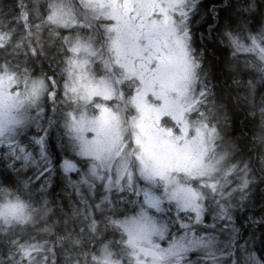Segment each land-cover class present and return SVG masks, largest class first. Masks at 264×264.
<instances>
[{
  "label": "snow or ice",
  "instance_id": "obj_1",
  "mask_svg": "<svg viewBox=\"0 0 264 264\" xmlns=\"http://www.w3.org/2000/svg\"><path fill=\"white\" fill-rule=\"evenodd\" d=\"M135 9L125 0H18L28 35L32 27L40 35L23 53L22 69L10 62L0 68V181L15 185L24 176L25 188L71 186L87 226L94 233L98 224L111 227L119 236L112 242L130 257L128 264H168L169 257L176 264H213L210 251L193 250L212 245L219 181H200L213 180L228 153L207 162L197 156L195 172L164 158L163 144L191 142L146 99L149 92L159 94L148 80L154 65L138 54ZM209 11L215 22L208 23L209 34L219 30V43L227 44L229 79L236 82L243 75L241 58L255 53L264 61V0H221ZM7 40L0 33V49ZM30 62L41 65L38 74ZM235 168L233 163L225 175ZM186 175L199 177L198 190L187 186ZM25 207L16 197L0 205V217L23 222L29 219ZM89 242L94 245L95 237ZM259 245L238 246L226 255L227 264H264V237ZM18 250L31 264V253L43 251V244ZM101 251L102 257H93L100 264H123L111 260L107 245Z\"/></svg>",
  "mask_w": 264,
  "mask_h": 264
},
{
  "label": "trees",
  "instance_id": "obj_2",
  "mask_svg": "<svg viewBox=\"0 0 264 264\" xmlns=\"http://www.w3.org/2000/svg\"><path fill=\"white\" fill-rule=\"evenodd\" d=\"M241 2L243 3V0ZM41 3L43 4V0ZM17 5L18 0H0V33L8 34L6 46L0 49L2 68L13 61L23 64V53L30 43L26 39L25 24L17 11ZM32 28L35 30L32 36H35L36 29ZM213 48V55L204 60L208 74L202 71L199 76L209 83L208 87L205 86L207 90L203 94L204 101L200 108L205 106L211 121L218 128L215 144L219 151L228 153L222 162L223 168L236 164V168L227 175L229 183L224 189L231 193L229 203L234 215L232 229L222 228L217 224L213 235H220L219 228L225 229V232L230 231V234H224L222 239L229 241L231 251L246 242L249 247L255 242L259 249L260 238L264 237V111L260 110L264 99V69L250 64L245 67L240 60L243 75L237 76L236 82H233L229 79L231 69L227 66V61L231 59L230 50L225 52L220 46ZM246 60L248 62V59ZM29 66L36 68L33 74L39 73V63L30 62ZM44 67H47L46 63ZM248 81L255 83L254 89ZM252 91L256 94L261 92L263 96L253 97ZM25 178L21 176L20 182L15 185L0 181V188L13 186L20 196L36 209L31 218L23 222L13 221L0 225V264H29L28 260L21 258L18 250L21 244H43V251L31 253L34 257L31 264H69L74 259L82 261V257H78L65 240L71 241L73 238L72 244L76 250H79V247L90 248L82 236L83 233L79 231V227L87 226L89 221L84 219V212L81 211L83 205L75 203L73 188L61 185L54 190H42L35 184L25 188L22 183ZM245 179L248 180L247 186H244ZM8 194L14 197L13 193ZM242 196L245 198L241 199ZM247 214L260 216L263 221L246 223ZM74 225L76 227H73ZM91 233V237H95V249L104 241H107L110 247L117 237L113 236L111 227L105 229L103 224H98L97 232L91 230ZM62 236H65V239H62ZM253 237L256 238L255 241ZM13 240L17 243L13 244ZM49 249H53L55 255ZM45 256L48 257L46 262L43 261ZM168 260L176 261L175 257Z\"/></svg>",
  "mask_w": 264,
  "mask_h": 264
},
{
  "label": "rangeland",
  "instance_id": "obj_3",
  "mask_svg": "<svg viewBox=\"0 0 264 264\" xmlns=\"http://www.w3.org/2000/svg\"><path fill=\"white\" fill-rule=\"evenodd\" d=\"M28 41L32 40L28 39ZM245 59H248L247 65L250 64L257 67H262V69H264V61H261L259 56L255 53L249 54L246 58H241V63H243V65ZM17 63L20 62L13 61L12 64L15 65ZM0 68H2V66H0ZM22 68L23 64H21V69ZM169 80L171 82V85L168 88L157 87L154 85L151 86V88L159 94V98H157V96H153L152 93L149 92L146 99L149 104L161 108L164 114L162 119L164 117H167L168 119L173 120L175 124L180 127L184 138L187 141L191 142L187 146H185L183 142L177 143L176 145L168 143L163 144L161 146V151L164 155V158L169 161L181 162L185 166L192 168V171L195 172L196 168L193 164V161L197 156L203 155L205 161L207 162L208 160H214L222 154L220 151L216 152L213 150V144L217 136L218 128L210 120L209 112L205 108V106H202V108H200V104L202 105V101H204L203 94L206 92V87H208L209 83L207 81H204V77L202 80L199 76H197V72L195 71L193 62L190 59L183 60L177 74L175 76L173 75L171 78H169ZM251 86L254 89L255 83L253 81L251 82ZM252 92L253 97L263 96L261 92H258L257 94L255 91ZM262 102L263 104L260 107V110L264 111V99L262 100ZM167 126L172 127L173 125L169 124ZM213 129H215V132L212 131ZM10 162L11 161H9V163ZM217 167L219 171L214 174L213 180L200 181V183L206 182L208 184H211L214 182V180L219 181L218 188L215 192V202H212V207H216L217 205L221 206V208L217 209L218 219L216 223L221 225L222 228L232 229V220L234 215L231 211V203H229V201L231 200V193L224 190L229 183V177L225 175V172L231 166L223 168V163H221ZM198 179L199 177L195 175H186L184 177L187 186L196 190L199 189V185L194 182ZM8 192V188H0V200H4L5 197L8 198L5 203L10 200H15L16 198L9 196ZM211 195V192H209L210 202ZM201 203H203V200H201ZM24 211L26 213L25 209ZM221 211H224V215H219ZM13 221L19 220L13 218H9L6 220L5 218L0 217V225L9 224ZM262 221V217L253 216L251 214H247V219L245 220V222L249 224L259 223ZM84 228L85 230L82 236L84 237L86 244L89 245V249H83L82 247H79V250H76L72 244L73 238L70 241L68 239H65V236L61 237L62 239L67 240L70 244V247L72 248V251L78 257H82L83 259L82 261L77 259L71 260L69 264H100V261L94 260L93 257H102L101 250L105 247V245H107L108 251L112 253L111 260H121L123 264H128L130 257L124 250L114 246V244L109 247L107 241H104L100 244V247L95 249L94 245L90 244L89 242V239L92 236L90 228H88L87 226H84ZM219 230L220 235H213L214 239L212 241L210 249H205L203 246H201L198 249H194L193 251H200L202 253L203 251L208 250L215 257V261L213 262V264H227L225 257L229 252H231V248L229 241L223 240L222 236L224 234H230V231H226V233L225 229L219 228ZM118 239L119 236L117 234V237L114 240ZM236 248L237 247H235V250ZM170 258L172 257H169V259ZM168 264H176V261L168 260Z\"/></svg>",
  "mask_w": 264,
  "mask_h": 264
},
{
  "label": "flooded vegetation",
  "instance_id": "obj_4",
  "mask_svg": "<svg viewBox=\"0 0 264 264\" xmlns=\"http://www.w3.org/2000/svg\"><path fill=\"white\" fill-rule=\"evenodd\" d=\"M220 2L195 0L199 4L197 8L194 0H125V3L136 5L137 16L131 23L138 37V54L148 66L154 65L148 73L150 86L168 88L171 85L169 78L177 74L186 59L193 62L197 76L202 71L207 73L204 60L215 52L213 46H220L228 52L227 44L219 43V30L211 34L208 31V23H215L209 9L213 3L219 5ZM31 32L33 35L35 30L31 28ZM32 35L26 37L32 40L30 43L35 42L40 33L36 31V35ZM29 67L32 73L36 70ZM215 141L216 138L213 150L218 152Z\"/></svg>",
  "mask_w": 264,
  "mask_h": 264
},
{
  "label": "clouds",
  "instance_id": "obj_5",
  "mask_svg": "<svg viewBox=\"0 0 264 264\" xmlns=\"http://www.w3.org/2000/svg\"><path fill=\"white\" fill-rule=\"evenodd\" d=\"M8 187V191L13 193L14 197H19L20 201L24 203L25 210H26V214L28 215L29 218H31L32 216V212H34L36 209L34 206L30 205L29 202L27 200H24V198L22 196H20L19 191H17L13 186L9 185ZM7 197L4 198V200H0V205H3L6 201H7ZM29 209H31L29 211Z\"/></svg>",
  "mask_w": 264,
  "mask_h": 264
}]
</instances>
